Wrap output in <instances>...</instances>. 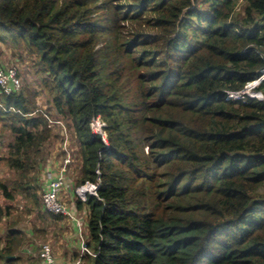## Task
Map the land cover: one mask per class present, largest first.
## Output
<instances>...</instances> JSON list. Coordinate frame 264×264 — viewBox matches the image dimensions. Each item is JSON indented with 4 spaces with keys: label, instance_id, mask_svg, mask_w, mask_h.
<instances>
[{
    "label": "trees",
    "instance_id": "1",
    "mask_svg": "<svg viewBox=\"0 0 264 264\" xmlns=\"http://www.w3.org/2000/svg\"><path fill=\"white\" fill-rule=\"evenodd\" d=\"M1 44L25 51L39 77L0 94L3 162L38 207L34 230L45 211L28 178L68 128L73 191L97 186L75 196L94 255L80 264H264V81L247 102L225 99L264 71V0H0ZM0 197V261L17 264L28 232L9 220L1 179Z\"/></svg>",
    "mask_w": 264,
    "mask_h": 264
},
{
    "label": "rangeland",
    "instance_id": "2",
    "mask_svg": "<svg viewBox=\"0 0 264 264\" xmlns=\"http://www.w3.org/2000/svg\"><path fill=\"white\" fill-rule=\"evenodd\" d=\"M240 9L241 7L239 6L236 10V14H241ZM0 64L7 67L11 65H15L17 67L18 74L21 79V87H36L39 77L35 75V61L22 49H14L10 44H1ZM38 106L41 110L50 111L51 113H53V111L50 110L48 99H46L43 94L38 98ZM11 140L12 136L10 135V133L8 131H4L0 127V179L8 187V191L10 192V194L14 196V200L12 202L4 200V205L10 206L12 208V216L9 220L19 222L17 228L20 227V229H26L28 232L27 235L30 234L27 236V239L29 240L31 246H28L27 250L30 251L29 255L34 257L33 262H37L39 264L40 248L43 244L50 245L52 251H54L51 245L52 243H50V241L48 240L49 236L47 233V230H49L47 227V223L49 224L48 220H50L51 218L49 214L47 215V213L44 212V214H46L45 216H43L44 222L37 225V231L31 227V218H33L34 216L32 214L27 216V210H31V212H34L36 216V210L38 209V207L35 204L31 205L26 202L28 200L26 198V193H22L19 190L16 191L13 185L19 183V178L15 173L9 172L6 169L5 163L3 162V158L6 155L7 146L10 144ZM64 150L67 153H65ZM77 150L78 149L73 132L68 128L67 131L64 130L62 134H60V131H53L52 138L43 146L42 155L40 156L41 166L35 174H32L28 178V184L31 188V190H29V194L36 195L40 207V197L45 189V179L47 177L46 170L50 171L53 174H58L63 161L68 159L70 163L66 167L64 178L65 181H67V179H73L74 176L77 175L75 171L79 164ZM2 200L3 199L0 197V203ZM77 219H79L82 224L83 220L78 216ZM30 229L35 231V235H33V232L30 231ZM28 240H26L24 246L29 243H27Z\"/></svg>",
    "mask_w": 264,
    "mask_h": 264
},
{
    "label": "built area",
    "instance_id": "3",
    "mask_svg": "<svg viewBox=\"0 0 264 264\" xmlns=\"http://www.w3.org/2000/svg\"><path fill=\"white\" fill-rule=\"evenodd\" d=\"M262 81H264V71H261V76L257 80L247 84L240 92H225V99L247 102L249 98L257 97L258 94L255 89L261 84ZM20 88L21 79L19 77L17 67L15 65L0 67V94L8 96L15 92H18ZM105 128L106 126L104 122H102L99 118H95L89 123V130L91 134L99 137L101 141L106 145ZM64 152L67 153L65 150ZM69 163L70 161L68 159L64 160L61 168L58 171V174H48V185L46 186V189L41 196V203L44 211L47 214L69 218L76 224V226L79 227L78 236L80 242V256L87 254L93 257L94 255L90 253L84 246V241L81 237V221L77 219L76 216L72 215L71 212H69V210L60 202L59 199L60 191L65 185L64 174ZM96 191V185L86 183L83 186L77 187L74 190V195L78 199L84 200L87 196H96ZM39 257L42 261V264H56L52 248L48 244H43L41 246ZM75 264H80V261L78 260Z\"/></svg>",
    "mask_w": 264,
    "mask_h": 264
},
{
    "label": "crops",
    "instance_id": "4",
    "mask_svg": "<svg viewBox=\"0 0 264 264\" xmlns=\"http://www.w3.org/2000/svg\"><path fill=\"white\" fill-rule=\"evenodd\" d=\"M73 185H74V180L67 179V181H65L64 187L60 191L59 197H60V201L62 202V204L69 210V212H71L72 215L76 217L78 216L80 219L83 220L82 227H81L82 229L81 237L84 241L85 236L87 235V229H86L87 211L86 210H83V211L75 210L74 206L76 202V197L74 195ZM48 221H49V224L47 223V227L49 229L47 230V233L49 236L48 240L50 241V243H52L51 245L54 250L53 253H54L55 263L56 264H75L81 257L80 250H79L80 242L78 240L79 239V236H78L79 227L76 226V224L72 222V220L69 218H61L59 220L50 219ZM28 246H31L30 243H28L26 246H23V248L21 249V252H22V253L20 252L21 257L19 260H17V264H29L28 260L31 258H32V261H34L33 260L34 257L29 255L30 251L27 250ZM0 264H2L1 261H0ZM33 264L35 263L33 262ZM39 264H42L41 259H40Z\"/></svg>",
    "mask_w": 264,
    "mask_h": 264
},
{
    "label": "clouds",
    "instance_id": "5",
    "mask_svg": "<svg viewBox=\"0 0 264 264\" xmlns=\"http://www.w3.org/2000/svg\"><path fill=\"white\" fill-rule=\"evenodd\" d=\"M64 218V217H63Z\"/></svg>",
    "mask_w": 264,
    "mask_h": 264
}]
</instances>
